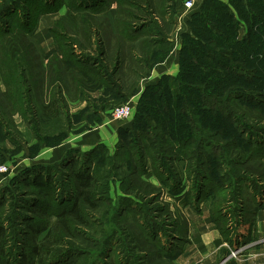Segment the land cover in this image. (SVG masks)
Instances as JSON below:
<instances>
[{
	"label": "rangeland",
	"instance_id": "1",
	"mask_svg": "<svg viewBox=\"0 0 264 264\" xmlns=\"http://www.w3.org/2000/svg\"><path fill=\"white\" fill-rule=\"evenodd\" d=\"M55 1L57 3L53 7L55 9L59 8L55 12L61 9L68 21L62 17L53 19L50 28L52 31V28L56 27L57 30L62 32L61 34L66 35L65 41L84 42L81 36V29L85 26L81 22L85 19L94 20L95 29L102 33L106 46L110 48L109 52L114 48L118 39L117 36L120 35L119 32L124 33L125 36V34L130 33L131 27L134 25L137 28L144 26L142 31L146 33L151 31V33L167 37H170L173 33H170L173 25L172 20H174L173 15L166 20L163 18L157 20V15H159L161 10H165L163 12H166V10L170 12V9L174 10L175 0H171L163 6L162 3L159 4L158 10L154 6V9L147 17L143 13L138 12L136 6L128 3V0H29L20 3L8 16L2 17L0 22V45L3 43L2 39L7 38L6 43L8 44L9 54L16 59V64H4L6 69L4 75L8 83L9 94L0 97V115L5 118L6 128L10 132L6 139H3V134L0 133V164L10 166V171L0 178V198H8L10 196L7 200V205L1 208L0 212L3 216L12 214L16 220L20 218L18 214L33 215L26 211L28 207L27 200L32 198L33 194L31 193L37 190L35 187L26 185V182L32 177L25 175V172L27 171L26 169L32 168V166L19 165L18 159L28 157L25 156L26 152L35 155L40 150L41 143L48 147L55 146L74 133H81L94 125L100 124L102 121L112 120L119 122L120 120H115L112 117L111 110L117 105L127 103L125 100L120 99L116 87L113 90L111 89L112 96H110V99L106 89L94 91L95 93L82 90L80 85H78V76L71 75L68 77L69 74L52 75L44 88L39 87V82L42 83L43 79L41 80V78L43 77L38 74L35 70L36 68H33L30 57L23 52L26 43L20 28H23V24L28 21L31 27L35 26L36 23V27H38L44 11L43 3L52 4ZM176 1L179 8L186 13L188 9L183 8L186 0ZM196 1L195 6L197 5ZM250 2L264 14L262 0H250ZM132 14L139 16L135 17ZM215 16H219L218 12L215 13ZM222 16L225 15L223 14ZM261 20H264V15H262ZM223 23L225 24V31H231L232 23H227L224 20ZM194 25L198 27L197 33L202 32L203 30L201 29L205 28V23H202V21H196ZM3 29H9L10 34H5ZM181 30L182 28L178 27L177 31L180 32ZM203 34L207 35L206 29ZM241 34H244V30H241ZM51 35H53L54 44L57 46V41L61 40L60 36L62 35L56 38L53 31ZM29 36L30 33L28 34ZM29 40L33 42L30 37ZM144 42L146 43L147 41L145 40ZM186 44H188L190 51L193 46L188 41H186ZM168 47L165 43L158 48L165 51ZM56 48V50L60 51L59 46ZM75 48L77 52L81 51L84 54L92 55L93 58L99 60V66L101 68L104 67L105 63H103L98 54V45H95L94 50L90 51L79 49L78 46ZM53 52L47 55L45 62L41 59L42 65L43 62L45 66L49 65V58ZM163 54L154 53L150 57L151 61L146 58L144 64L146 66L153 64V61L162 57ZM187 65L193 68L192 71L197 76L209 80L216 78L217 71L214 63L188 59ZM55 66H57V63ZM198 66L202 68H197ZM205 67L207 69H204ZM146 69L147 67H145ZM261 73H264V69L261 70ZM120 76L122 77V74ZM22 77L30 78L31 82L35 84L34 104L21 96L20 92L25 90L24 85L20 84ZM252 82L254 85L259 84V77L252 78ZM0 83L2 84V89L6 88L2 83L1 74ZM131 83L129 81L125 84V82L119 81L118 84L120 89L121 87L124 89L126 87L127 90L131 91L135 87ZM58 84L65 85V88L63 87L65 99L61 102L60 109L63 110H61L60 117L42 116L40 106L43 99H45L44 101H49L54 98H60L57 89ZM176 84L173 79H164L161 90L158 93H161L160 96H157L153 102L146 103L148 109H141L144 115L149 112L153 115L150 122L156 126L154 129L156 133L157 130H161V132L165 130L164 142L171 139V136H176L173 139L177 140L186 134V130L180 131L179 126L175 124V119L171 117L174 111L170 114L167 111L171 109L168 103L174 98ZM140 97L138 101L131 102L134 110L133 119H135ZM111 104L114 105L112 106ZM109 105L112 107H109L108 110L110 111L107 116L101 117L97 110ZM237 112L236 114L240 116L243 110L237 109ZM245 112L250 113L248 109H245ZM21 113L27 115V117H23ZM28 119L34 120L32 125L36 129V134L42 140L45 139L46 142L35 140L34 143L29 145L34 134ZM204 120L207 124L206 118ZM248 121H250L249 118ZM210 122L216 123V118L212 117ZM161 123V128L157 129V124L160 125ZM200 125L201 123H198V126ZM221 125L228 133H231L230 124L222 122ZM168 127L175 133L169 131ZM204 131H207V129ZM133 135L134 133L123 138L119 137L115 144L110 147L106 146L108 151L100 149L101 156L114 155L116 152H120L119 160L121 166L117 169L112 168L110 166L111 161L108 158H103L102 162L96 165L97 180L94 189L99 205L96 209L82 205L84 218L87 223L85 225H77L71 222L74 232L73 236H68L66 231L60 227V224H55L56 218L50 219L52 236L48 242L53 254L47 258L54 257L51 259L52 262L56 263L59 260L67 262L76 258V264H194V261L187 260L185 254L193 253L190 245L191 238L200 232L199 229L195 230V227L199 226L195 218L200 217L204 201L199 203L194 201L193 184L196 183L197 178H190L187 175L186 168L190 170L203 169V172L208 171L206 173L218 179L219 176L214 173L218 169L217 163L213 158L217 157V155L213 151L214 149L207 147V145L196 150V152L199 151L203 155L202 151L204 157L195 154L191 155L195 148L194 143L189 146L174 145L173 150H170L171 146H169L167 150L161 151L163 155L170 156L174 154L172 153L173 151L178 150V154L182 153L186 157L192 156L191 159L188 161L161 160L160 163H163V166L159 167L164 173L158 174L157 177L154 171L149 168L150 163H148L149 174H143L136 170L134 157L131 156L129 150L122 151L119 146L120 144L126 145ZM191 135L196 139L198 134ZM223 146L225 148L229 147L226 144H223ZM104 149L106 148L104 147ZM181 150L186 151L181 152ZM233 152L234 150L227 155L230 161L234 158ZM244 153H247L246 149ZM218 154H222V157L226 155L224 150H221ZM75 160H78L77 166H81L84 163L82 152L75 157ZM113 162L116 163V161ZM260 165L259 161L256 160L244 166L232 165L231 167L230 164L229 167L233 168V173L237 174L238 172L242 176L246 175V179L249 180L240 183L236 178L227 177L223 182L227 186L224 190L220 192L209 191V196L214 199V211L221 209V212L224 213L221 223L231 229L230 234L227 236L228 240H225L221 235L225 245L220 248L218 260H215L213 264H227L230 260H235L237 264H242L240 258H242L241 254H243L246 247L244 244L240 245L238 235L245 224L252 222L258 201L264 200L263 183H259L257 176L253 177L249 173L253 171L260 175L258 170H264V167L261 168ZM227 166L228 164H226ZM72 171V167L63 169L55 161L54 164L49 166V170H45L43 176L49 174L52 185L56 184V186L68 190L69 188L73 189L72 186L74 185L73 178L70 181L66 179V176L71 175ZM192 176L194 177V173ZM176 181L179 183V190L174 193L170 191V185ZM173 195L176 197H173ZM186 200L187 203L185 202ZM15 204H21V208L16 207ZM195 207H198V209ZM54 208H57L56 205H54ZM19 222L16 221L14 228L9 231L12 237V245L18 248L17 250L20 247L18 242L24 238L20 230H25V226ZM59 238L62 239L59 240ZM72 253H75V255ZM49 254L51 252L47 253V255ZM57 254L60 256L55 257ZM16 255H14V260ZM195 264L203 263L198 261Z\"/></svg>",
	"mask_w": 264,
	"mask_h": 264
},
{
	"label": "trees",
	"instance_id": "2",
	"mask_svg": "<svg viewBox=\"0 0 264 264\" xmlns=\"http://www.w3.org/2000/svg\"><path fill=\"white\" fill-rule=\"evenodd\" d=\"M27 1L29 0H0V22L2 17L8 16L20 3ZM262 2L264 4V0ZM56 3L57 1L52 4L43 3V14L53 13L58 10V7L57 9L53 7ZM128 3L134 4L137 11L143 13L145 17L150 15L155 6L153 0H128ZM196 8L197 6L192 9ZM216 12L219 14L218 17L215 16ZM223 14L225 16H222ZM132 15L135 17L139 16L136 14ZM262 15L264 14H262L259 8L254 7V4L250 0H229V3H222L217 0H205L201 9L192 14L190 22L192 32L182 34L179 74L174 78L163 76L157 84H147L137 105L135 119L132 118L130 121H125L128 126L122 127L119 133V137L121 138L134 133L126 145L120 144L119 146L122 151L129 150L131 156L134 157L135 167L139 173L149 174V168H151L156 177L158 174L164 173L159 167L163 166V163H160L161 160L188 161L192 157H186L182 153L178 154V150L172 152L176 155H163L161 151L167 150L169 146H171L169 149L173 150L174 145L182 144L189 146L191 143H194L195 148L191 152V155L195 154L201 157H204V153L201 151L203 154L201 155L199 151L196 152L197 149L199 150L203 146L206 147V145L214 149L213 151L217 157L213 158L218 168L214 173H217L218 179L206 173L208 171L203 172V169L190 170L186 168V171L190 178H197L196 183L193 184L195 192L194 201L198 203L204 201L210 204L211 218L225 240H228L227 236L230 234L231 229L229 226L221 223V218L224 217L221 209L214 211V199L209 196V191L220 192L224 190L227 186L223 182L227 177L236 178L240 183L249 180L246 179V175L242 176L238 172L237 174L233 173V168L229 167L230 164L231 167L232 165L244 166L256 160L261 164V168L264 167V73H261V70L264 69V20H261ZM223 20L227 23H232L231 31H225ZM196 21L205 23V28L200 29L203 31L206 29V36L203 34V31L197 33L198 27L194 25ZM81 24L85 26L81 29V36L84 42H78L79 45H77V42L74 43V40L65 41L66 35L61 34L62 32L57 30L56 27L52 28L56 38L62 35L60 36L61 40L57 41L61 54L56 51L53 52L49 58V68L46 71L42 66L41 57L35 44L28 37V34L35 29L37 23L31 27L28 21L23 24V28H20L26 43L23 52L30 57L33 68H36L35 70L38 74L43 77L41 78V80L43 79L42 83L39 82V87L44 88L52 75L69 74L68 77L71 75L78 76V85L84 91L91 93L100 89H106L107 95L112 96L111 89L113 90L116 87V91L121 98L122 95L119 92L120 86L118 83L123 80L124 65L130 64L135 67L137 65L142 67L141 65L146 58L148 61H151L150 57L154 54L146 53L143 61L134 59L133 55L130 58L127 56L126 43L129 41L133 43L142 36L144 26L142 28H137L135 25L132 26L130 33L125 34V36L124 33L119 32L120 35L117 36V42L112 51L109 52L110 48L106 46L102 33L95 29L94 20L85 19ZM241 30H244V34H241ZM3 31H5V34H10L9 29H3ZM2 40L3 43L1 42L2 44L0 45V74L2 83L6 88L2 89V84L0 83V97L9 94L8 83L4 75V71H6L4 64H16V59L9 54L8 44L6 43L7 38ZM186 41L193 46L190 51ZM157 42V40L155 42L152 41V43ZM159 42L161 46L165 43L169 46L165 51L157 49L158 53H164L160 57L161 59L169 51L170 44L166 40ZM95 45H98V54L103 63H105L103 68L99 66L98 59L81 51L77 52L75 48L78 46L79 49L90 51L94 50ZM188 59L208 61V63L216 64V78L209 80L197 76L192 71L193 68L188 67ZM56 63L57 66H55ZM144 65L147 69L145 70V67L142 69H144V74L148 75L152 64H149V66ZM197 68L202 67L198 66ZM204 69H207V67ZM121 74L122 77L120 76ZM254 77H259V84H253L252 78ZM164 79H173L177 83L174 90V98L169 102L170 104L168 103L171 109L167 111L169 114L174 111L171 117L175 119V124L179 126L180 131L186 130V134L182 138L174 140L173 138L176 136H171V139L166 142H164L165 130L163 132L157 130L156 133L154 130L156 126L150 122L153 115L150 112L144 115V112L141 110L142 108L148 109L146 103L153 102L157 96H160L161 93H158L161 90ZM20 84H23L25 88L24 91L20 92L21 96L34 104L35 84L28 77H22ZM57 87L60 98H54L49 101H44L45 99H43L40 106L42 116L60 117L61 110H63L60 109L61 102L65 99V85L58 84ZM121 89L124 88L121 87ZM125 90L129 91L126 87ZM237 109L243 110L240 116L236 114L238 113ZM245 109H248L251 114L245 112ZM21 114L23 115V113ZM25 116L27 117V115H23V117ZM212 117L216 118V123L210 122ZM204 118L208 121L207 124ZM248 118L250 121H248ZM28 122L32 128L34 138L40 142H46L45 139L42 140L36 134V129L32 125L34 120L28 119ZM222 122L230 124L231 133H228L223 125H221ZM198 123H201V125L198 126ZM157 125V129L161 128L162 123ZM205 129L207 131H204ZM169 131L171 130L169 129ZM0 133L3 134V139H6L10 135L9 130L6 128L5 118L1 117V115ZM191 134H198L197 138L195 139ZM223 144L229 147L225 148ZM100 149L108 151L106 145L98 144L90 149V151L70 150L61 160L56 161L57 165L63 169L72 167V174L67 175L66 179L70 181L73 178V189H62L60 186H56V184L54 186L51 183L49 174L43 176L45 170H49V166L55 162L36 164L32 168L26 169L25 175L32 177L26 182V185L37 188V190L31 193L33 194L32 198L27 200L28 207L26 211H29L33 215L18 214L20 218L16 220L12 214L3 216L0 212V264L77 263L76 258L67 262L59 260L60 262L57 261L56 263L51 260L54 258L53 256V258H47L53 254V250L50 248L48 242L52 236L50 219L56 218L55 224H60V227L66 231L68 236H73L74 232L71 222L77 225H85L87 223L84 218L82 205H86L91 209H96L99 205V200L96 197L94 189L97 180L96 165L102 162L103 158H108L111 161L110 166L112 168L117 169L121 166L119 160L120 152H116L114 155L107 154L101 156ZM245 149L247 153H244ZM221 150L225 151V157H222V154H218ZM232 150H234V158L230 161L227 155ZM184 151L186 150H181V152ZM75 152L77 153L75 154ZM81 152L84 163L81 166H77L78 160H75V157ZM113 161H116V163ZM148 163H150L149 168ZM226 164H228L227 167ZM258 171H260V175L253 171L249 173L253 177L257 176L256 178L259 183H263L264 187V170ZM193 173L194 177L192 176ZM178 186L179 183L177 181L173 182L170 185V191L177 193L179 190ZM173 197L176 196L173 195ZM8 198H0V209L7 205ZM185 202L187 203V200ZM20 205L15 204L16 207L21 208ZM54 205L57 208H54ZM257 205L264 206V200H259ZM16 221H20L19 223L25 226V230H20L24 238L18 242V246H20L19 250L15 246L13 247L12 237L9 233L10 229L14 228ZM49 252L51 254L47 255ZM15 254L17 255L14 260ZM72 254L75 255V253ZM59 256L57 254L55 257ZM227 264L237 263L235 260H230Z\"/></svg>",
	"mask_w": 264,
	"mask_h": 264
},
{
	"label": "crops",
	"instance_id": "3",
	"mask_svg": "<svg viewBox=\"0 0 264 264\" xmlns=\"http://www.w3.org/2000/svg\"><path fill=\"white\" fill-rule=\"evenodd\" d=\"M153 1L155 7H157L158 10L159 4L162 3L163 6L171 0H162V2L161 0ZM217 1L229 3V0ZM196 2L197 5H199L197 7L198 9H186L187 11L185 13L179 8L178 2L175 0L174 10L170 9V12H167V10L166 12H163L165 10H161L159 15H157V20L162 18L166 20L173 15L174 20H172L173 25L170 30V33H173L170 35V37L158 35L149 31L147 33L144 32L143 35L133 43H131V41L126 43V53L128 58L133 55L134 59L142 61L145 59L144 56L146 53H158L157 49L159 46H161L159 41H168L170 44V49L163 58H159L157 61L155 60V63L152 64L148 75H145L143 72L142 68L145 67L144 63H142V67H139V65L136 67L130 64H127V66L125 65L123 68L124 77L122 78V81L125 82V84L130 81L135 87L131 91L120 89L119 92L122 95L120 98L121 100L123 99L125 102L130 103L132 101H138L147 84H157L163 76L174 78L179 74L180 49L182 46V36L180 35L192 32L190 26L192 14L201 9V6L205 0H197ZM60 17L67 20V17L64 16V13L61 11V9L55 13L43 14L40 18V25L33 29V31L30 33L29 37L35 43L40 57L42 61L44 60V62L46 61L47 55L53 51L61 54L59 50H56L57 46L54 44L53 35H51L52 31L50 28L53 19ZM178 27L182 28L180 32L177 31ZM176 31L177 33L175 34ZM145 40L147 42L143 44ZM155 40L158 42L152 43V41L155 42ZM44 62L42 65L43 68L48 69L49 65L45 66ZM108 97L110 98V96ZM111 105L113 106L114 104ZM111 105L98 109L97 111L99 112V115L101 117H106L107 113L110 111L108 109ZM124 126H128L125 121H102L100 124L94 125L81 133H74L72 136L65 139V141H62L55 146L48 147L42 144L40 146V150L35 153V155H31L26 152L25 156L28 157L18 159L19 165L33 166L41 163L55 162L61 160L70 150L89 151L98 144H104L110 147L116 143L119 138L120 129ZM35 140L37 139L33 137L30 140L29 145L34 143ZM253 215L254 217L252 222L245 224L243 228H241L240 234L238 235L240 245L244 244L246 247L243 254H241L242 258H240V262L242 264H264V206H257ZM195 221L199 223V226L195 227V230L199 229L200 232H198L195 237L191 238L190 245L192 246L193 253L185 254L187 256V260L194 261V264L198 261L202 262L203 264H213L215 260H218L217 258L220 254V248L225 245V242L223 241L216 224H214L211 218L210 204L208 202H204V205L201 208V215L199 218H195Z\"/></svg>",
	"mask_w": 264,
	"mask_h": 264
},
{
	"label": "built area",
	"instance_id": "4",
	"mask_svg": "<svg viewBox=\"0 0 264 264\" xmlns=\"http://www.w3.org/2000/svg\"><path fill=\"white\" fill-rule=\"evenodd\" d=\"M186 9L195 7V0H186L184 3ZM112 117L115 120L130 121L133 118L134 110L131 103H124L117 105L111 110ZM10 171V166L7 164H0V178Z\"/></svg>",
	"mask_w": 264,
	"mask_h": 264
}]
</instances>
